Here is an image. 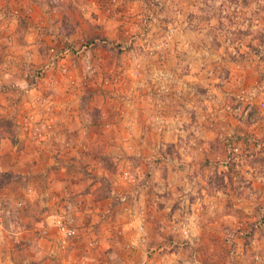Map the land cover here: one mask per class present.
I'll return each instance as SVG.
<instances>
[{
  "label": "rangeland",
  "instance_id": "obj_1",
  "mask_svg": "<svg viewBox=\"0 0 264 264\" xmlns=\"http://www.w3.org/2000/svg\"><path fill=\"white\" fill-rule=\"evenodd\" d=\"M9 2L0 264H81L90 249L97 264H264V0ZM143 156L175 173L163 204L184 202L157 229L161 203L125 204L153 173ZM101 213L109 245L85 247L77 222ZM54 215L78 232L66 247Z\"/></svg>",
  "mask_w": 264,
  "mask_h": 264
},
{
  "label": "crops",
  "instance_id": "obj_2",
  "mask_svg": "<svg viewBox=\"0 0 264 264\" xmlns=\"http://www.w3.org/2000/svg\"><path fill=\"white\" fill-rule=\"evenodd\" d=\"M8 2H9V0H5V4L3 7H6V4ZM9 4L12 5V2H9ZM9 11H8V13H6V9L0 10V44L2 46L4 44L5 45L6 44H14V45L18 44L20 46L19 39L17 37V33H18L17 30L19 28V21H18L19 15L17 14L18 11L13 9V8H10ZM0 52H1L0 55H2V50H0ZM239 71H240L239 73H241V74L247 73L249 71V64H247V66H242L241 70H239ZM1 73L2 72L0 71V86H3V84H2L3 77L1 76ZM256 78L259 79L260 77L256 76ZM252 79H254V77H250L247 80L250 81ZM260 87H262V89L264 91V82L263 81L260 82ZM156 141L159 142L160 140L158 138H156L155 143H157ZM155 143H154V146H155ZM146 162L150 163L149 164L150 166H148V165L146 166V168L148 169L146 171L148 173H150V172H153V173L150 176L149 180H143V185H141L138 189V193L140 194L141 198L139 201H138V199L136 201H133L134 199H132V197H129L128 202H126L125 204H128V207L130 208L132 213H134L137 208H142L141 206H143L144 213H146V211H147V213H149L148 208H152L155 211L157 209L156 207L152 206V204H151L152 202L154 204H157L158 202L161 203L159 205L163 208L159 212H157L158 213V215H156L157 220L155 222L150 220L147 224L148 226L152 225V227L157 229V227L160 225L159 224V221H160L159 218H163V216H164V215L163 216L161 215V213H162L161 211L162 210L163 211H170V213L173 212L172 213L173 216L174 215L177 216L182 211L181 205H183L184 202L180 201V203L175 202L173 204H169V202H167L166 204H163L167 201V198H169V194H167L166 196L163 193L161 194V192L165 191V189H166V186L164 185V183H165L164 181L166 180L165 176H167L169 178V181H172L174 179L172 174H175V173L172 172L171 167L168 170L165 166H162L163 165L162 162L157 164V163H155L156 161L149 159V157L144 158V156H143L142 164L144 163V165H146L147 164ZM153 162L155 164H157L156 167L153 165ZM139 169H140V167H137V169H135V171H139ZM140 176H141V174H140ZM152 176H155L157 183H155L152 180ZM140 202L142 203V205L140 204ZM146 204L149 206H145ZM102 205H104V203H98L97 209L101 210ZM169 205H172V206L169 207ZM103 210H104V208H103ZM136 213H139V212H136ZM102 214H104V213L97 215V218L95 215H92L91 217H89V215H85V214H84L83 218H79V222H77V223H78V225H81L80 230H79V232H81L80 233V238H81L80 240L85 245V247L87 245V242L90 239H95V238H100L102 244L109 245V243H106V240L108 237L113 235L111 229H107L106 224H103V223H101L102 229L101 230L97 229L100 226L99 223L105 221L103 218H99L100 216H102ZM147 220H148V218H147ZM117 222H118V219H117ZM78 229H79V227H78ZM89 251L90 252L87 254V256L84 257L87 259H85V260L82 259V262H80L81 264H83V263L84 264H91L90 260H93L92 264H97L96 251H94L92 249H90ZM21 253L24 255H21L18 253H17L18 255H15V253H14V255L16 256V258H14V260L16 262L25 263L26 260L20 259V258H23L25 256V253L23 251ZM93 253H94V259L92 258V256L91 257L88 256V255H93ZM151 254H153V253H151ZM37 258H39V257H37ZM44 264H57V263H55L51 259H47V260H45Z\"/></svg>",
  "mask_w": 264,
  "mask_h": 264
},
{
  "label": "built area",
  "instance_id": "obj_3",
  "mask_svg": "<svg viewBox=\"0 0 264 264\" xmlns=\"http://www.w3.org/2000/svg\"><path fill=\"white\" fill-rule=\"evenodd\" d=\"M238 152L239 148H234ZM51 224L56 228L57 233L60 236L63 247L69 244L71 237L76 233L75 228L70 222L61 215H54L50 220Z\"/></svg>",
  "mask_w": 264,
  "mask_h": 264
},
{
  "label": "trees",
  "instance_id": "obj_4",
  "mask_svg": "<svg viewBox=\"0 0 264 264\" xmlns=\"http://www.w3.org/2000/svg\"><path fill=\"white\" fill-rule=\"evenodd\" d=\"M11 123L9 122V121H6L5 123H3V124H1L0 123V127L1 126H3V127H1V128H6V130H8V128H11V125H10ZM8 174V172L5 174V175H7ZM2 176H3V174H2ZM1 176V177H2ZM217 181H218V179H217Z\"/></svg>",
  "mask_w": 264,
  "mask_h": 264
}]
</instances>
